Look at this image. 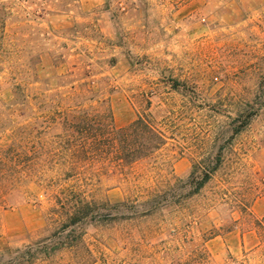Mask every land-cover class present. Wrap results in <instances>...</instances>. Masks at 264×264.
<instances>
[{"label": "rangeland", "instance_id": "obj_1", "mask_svg": "<svg viewBox=\"0 0 264 264\" xmlns=\"http://www.w3.org/2000/svg\"><path fill=\"white\" fill-rule=\"evenodd\" d=\"M80 109L147 116L166 144L114 168ZM72 187L100 205L91 264H264V0H0V252L50 234Z\"/></svg>", "mask_w": 264, "mask_h": 264}, {"label": "trees", "instance_id": "obj_2", "mask_svg": "<svg viewBox=\"0 0 264 264\" xmlns=\"http://www.w3.org/2000/svg\"><path fill=\"white\" fill-rule=\"evenodd\" d=\"M62 114H95L90 118L87 116L78 118L76 121L81 127L78 130L77 125H74L73 128L77 129L76 132L83 144L91 142L93 153L100 162H107L114 168L128 167L151 158L166 144L164 132L147 116H137L128 125L117 127L108 111L89 112L80 109ZM68 117L70 116L65 118ZM220 158L221 154L218 152L212 165L196 163L192 166V172L187 179L188 185L192 186V194L198 193L210 181L211 176L220 167ZM76 169L75 163H71L68 168L69 172ZM54 200L55 206L51 213L56 218L51 220V225L54 226L52 232L20 248L6 247L0 252V264L49 262L57 253L64 250L73 256V264L93 262L92 252L82 238V226L94 219L100 206L99 202L87 199L83 192L73 187L60 191L54 196ZM254 223L257 237L264 241V217L255 220Z\"/></svg>", "mask_w": 264, "mask_h": 264}, {"label": "built area", "instance_id": "obj_3", "mask_svg": "<svg viewBox=\"0 0 264 264\" xmlns=\"http://www.w3.org/2000/svg\"><path fill=\"white\" fill-rule=\"evenodd\" d=\"M21 1H24V0H21Z\"/></svg>", "mask_w": 264, "mask_h": 264}]
</instances>
